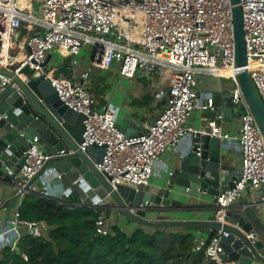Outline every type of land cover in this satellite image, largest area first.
<instances>
[{"label":"built area","instance_id":"1","mask_svg":"<svg viewBox=\"0 0 264 264\" xmlns=\"http://www.w3.org/2000/svg\"><path fill=\"white\" fill-rule=\"evenodd\" d=\"M33 1L0 0V68L24 83L30 81L31 73L43 76L68 107L85 114L84 141L78 149L85 152L92 145L105 148L102 161L95 165L109 176L114 188L126 185L138 191L150 184L162 157L178 149L185 137L192 138V148L202 149L201 142L195 141L200 132L220 137L226 147L237 148L241 154V175L235 186L216 196L218 221L225 222L227 208L245 198L247 192L264 190V134L238 78L241 71H249L264 101V67L253 66V62L264 65V0L239 1L245 32V66L237 64L231 0H37L41 2L38 13ZM22 29H26L24 35ZM87 45L91 48L90 66L83 72L73 71L67 77L48 66L50 53L74 57ZM228 66L234 69L233 74L219 72ZM26 67L29 72L24 71ZM113 67L126 79L143 78L165 101L153 123L146 125V132L127 135L122 131L111 101L97 108L90 91L91 74ZM202 75L231 79V102L246 105L247 112L239 116L235 134L223 131V115L217 113L213 94L199 92ZM8 84L20 91L13 77L0 72V90ZM194 111L201 112L208 129L189 123ZM207 112L212 115L207 116ZM29 141L25 163L11 181L20 204L11 227L0 231V236L13 233L8 243L13 250L18 249L20 228L34 235L45 236L50 231L46 221L22 219L19 208L27 193L44 195L32 179L60 153L46 152L39 136ZM95 205L101 206L98 202ZM110 232L107 217L100 215L97 233ZM211 233L210 239H199L195 249L216 264H238L227 259L224 248V239L230 232L218 229ZM248 236L255 240L258 232L251 230ZM22 255L28 258L26 253Z\"/></svg>","mask_w":264,"mask_h":264},{"label":"water","instance_id":"2","mask_svg":"<svg viewBox=\"0 0 264 264\" xmlns=\"http://www.w3.org/2000/svg\"><path fill=\"white\" fill-rule=\"evenodd\" d=\"M239 1L231 0L236 59L238 66H245V32ZM24 71L29 72V68L26 67ZM0 72L13 77L21 91L9 84L0 90V179L12 181L13 174L25 163L29 140L39 136V143L46 152L60 154L52 157L34 176V186L46 187L58 199L61 197L58 194L60 191H64L63 198L76 193L81 200L80 206L99 207L95 205L98 202L129 220L149 227H188L204 229L208 233L218 229L227 230L230 235L224 239V248L228 260L238 264H264V190L228 207L225 222L218 221L216 206L211 209L210 215L197 219L164 220L149 217L151 212L181 206L183 200L175 199L176 194L185 195L182 199L198 198L206 204L212 201L216 205V196L222 190L235 186L241 168H231L224 157L220 137L199 132L195 141L201 142L202 149L194 147L183 155L172 173L158 185L148 184L138 191L126 185L114 188L107 179L108 175L100 172L95 165L102 161L105 148L92 145L85 152L78 149V145L84 141L85 114L68 107L59 98L51 81L37 73H31L30 81L24 83L3 68H0ZM238 78L248 106L264 134V101L249 71H241ZM230 96V92L226 93L223 105L217 107V113L223 115V121H232L247 112L244 103L234 105ZM118 126L125 133H128L129 126L138 128L135 122L127 120L118 123ZM139 130L146 132L147 128ZM49 173L55 174V184L49 180ZM251 230L258 232L257 239L248 236ZM19 231L21 235L26 234L24 228Z\"/></svg>","mask_w":264,"mask_h":264},{"label":"trees","instance_id":"3","mask_svg":"<svg viewBox=\"0 0 264 264\" xmlns=\"http://www.w3.org/2000/svg\"><path fill=\"white\" fill-rule=\"evenodd\" d=\"M26 31V29H24ZM76 193L66 198L27 193L20 217L46 221L48 235L26 233L18 249H3L1 264H216L195 249L199 236L188 227H149L134 223L125 229L109 216L111 232L97 233L104 207L80 206ZM129 220V219H128ZM212 233L208 237L210 239ZM22 253H26L25 259Z\"/></svg>","mask_w":264,"mask_h":264},{"label":"crops","instance_id":"4","mask_svg":"<svg viewBox=\"0 0 264 264\" xmlns=\"http://www.w3.org/2000/svg\"><path fill=\"white\" fill-rule=\"evenodd\" d=\"M21 33L24 35L26 31L22 29ZM85 55L82 49L81 53L72 57L73 60L69 63V57L63 58L60 54L53 52L49 54L48 66L50 68H55L57 74L68 77L73 71L81 73L89 68L90 58L87 59ZM61 68L62 70H60ZM67 70L68 73L66 72ZM91 79L92 83H97L100 90L99 97L102 99L101 105L105 104L107 101H111L116 107V116L119 123L127 120L128 122H135L138 125V128L129 126L128 131L135 133L140 131V128H144L146 125L153 123L155 118L165 107V101L157 97L156 92L147 85L143 78L138 77L133 80L126 79L119 74L115 67L106 70H95L91 74ZM107 83L111 85V90L103 92L102 90L106 88L104 85ZM167 85L168 81L165 82V88ZM232 87L233 83L231 79L227 77L211 75L200 76L199 92L204 95L212 93L216 107L223 105V98ZM206 115L211 116L212 114L207 112ZM189 123L202 130L208 129L207 122L202 120V114L199 111H194L192 113L189 118ZM238 127V118H234L232 121H223L222 123L223 131L230 134H235L238 131ZM192 144V138L187 136L183 139L178 149L167 152L156 167L150 184H160L162 179L167 177L169 173L175 169L178 160L192 150ZM222 144L224 148V157L229 161L231 168L240 167L241 154L239 150L237 148L229 149L226 147L224 140H222ZM54 175L53 173H49V180L52 181L53 184H55ZM38 187L44 191L43 196L56 197L51 195V191L47 190L46 187ZM15 192L16 188L11 182L0 179V231L9 229L14 222L15 211L20 204V199L15 196ZM63 192L64 191L58 192V194L61 195V199L63 198ZM184 196L183 194H176V196H174L175 199L183 200L181 206L176 205L167 210L151 212L149 217L164 220L197 219L210 215L211 209L216 206L212 201L206 204L203 200H198V198H196V200H188L187 197L182 199ZM105 208L107 207L105 206ZM110 218L125 229L134 228V223H132V221L114 210H111ZM196 233L199 239L208 238L211 234L204 229H198ZM12 235L13 233L9 237L0 236L1 255L3 249L8 246L9 239Z\"/></svg>","mask_w":264,"mask_h":264},{"label":"rangeland","instance_id":"5","mask_svg":"<svg viewBox=\"0 0 264 264\" xmlns=\"http://www.w3.org/2000/svg\"><path fill=\"white\" fill-rule=\"evenodd\" d=\"M33 7H34L35 11L38 13L40 11V9H41V2L40 1H37V0H34L33 1ZM108 38H112V36H108ZM83 54L84 55L86 54L85 56H86L87 59L90 58V56H91V48H90V46H88V45L87 46H84V48H83ZM72 60H73V58L72 57H69V63ZM66 72L68 73V70ZM98 82H99V80H98ZM104 86H106V88L102 90L103 92H106L107 90H111V85L109 83H107ZM90 91H91L92 95L94 96V98H95V100L97 102V108L100 109L101 106H102L101 105L102 104V99L99 97V91L100 90H99V88L97 86V83H95V82L92 83V79H91V90ZM135 133L134 132H131V131H128L127 135H133ZM251 196H253V193L252 192H247L246 193V197H251ZM59 199H61V198H59ZM108 210L110 211L109 214H108V212H107L106 209L105 210H102L101 211L102 212V215H105V216L111 215V210L110 209H108Z\"/></svg>","mask_w":264,"mask_h":264},{"label":"bare ground","instance_id":"6","mask_svg":"<svg viewBox=\"0 0 264 264\" xmlns=\"http://www.w3.org/2000/svg\"><path fill=\"white\" fill-rule=\"evenodd\" d=\"M253 66L254 67H264V65L261 64L260 62H253ZM219 72L224 73L225 75H231L234 73V69L228 66V67L220 69Z\"/></svg>","mask_w":264,"mask_h":264}]
</instances>
